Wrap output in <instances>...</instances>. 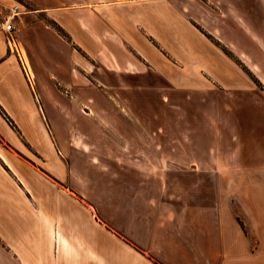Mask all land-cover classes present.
Here are the masks:
<instances>
[{"label": "crops", "instance_id": "crops-1", "mask_svg": "<svg viewBox=\"0 0 264 264\" xmlns=\"http://www.w3.org/2000/svg\"><path fill=\"white\" fill-rule=\"evenodd\" d=\"M18 2L0 0V18ZM23 2L12 37L37 86L0 30V264H264V0ZM57 73L108 100L94 111L79 97L87 115L128 121L96 143L107 196L52 151V113L70 104Z\"/></svg>", "mask_w": 264, "mask_h": 264}, {"label": "rangeland", "instance_id": "rangeland-1", "mask_svg": "<svg viewBox=\"0 0 264 264\" xmlns=\"http://www.w3.org/2000/svg\"><path fill=\"white\" fill-rule=\"evenodd\" d=\"M17 1L24 4L23 0H17ZM33 1L36 4H39L40 6H47V5H52L55 1H62V0H33ZM51 26H55V25L52 24ZM33 36L34 37L32 41L38 42V45H39V48H38L39 50L37 54L39 55V57H35V59L40 58L41 60H43V62H45V68L49 66L48 70H50L52 68L50 66L52 60H58V57L57 55H55V52H54V50L57 48L53 47L54 42L50 41L49 38L46 37L48 35L46 34L45 36L44 33L41 31V29L39 30L38 34L33 33ZM42 44H44V46H42ZM16 46L18 47L19 51L23 53L22 49L17 44ZM47 48H49L48 50L49 53L47 52ZM46 53L48 54L46 55ZM68 57L71 58V55H68V54L64 55V59L66 61H68ZM68 63L69 62H67V65ZM28 70H29L30 83H31V86L34 88L37 86L36 84L37 80L35 76L33 75L31 69L28 68ZM40 73H43V71L39 70L38 74ZM57 76L59 77L60 74L57 73ZM60 78L61 79H58L56 77L53 79L48 78L49 85L50 86L52 85V87L55 89L56 92L57 90L63 93L66 92L68 94V101H70V104L68 105L69 110L65 113L63 114L62 113L57 114L56 112L52 113L53 115H55V121L54 123L53 121H51L52 126L50 128V143L52 144V151L55 152L56 157H58V160L61 161V163H63V165L67 167L66 170L68 172V175H70L72 178H74L75 176L87 175V176L98 177L99 179H101L102 186L99 187V190L101 189L104 195L107 196L110 194V188L112 186L111 185V178H112L111 174L112 173H111L110 164H109L110 162L109 153L104 152V154L101 155L96 150V143L102 144L105 147L109 146L111 139L109 136L110 131H107V129L111 130V129L117 128V122H116L117 118H119V120L121 121V122L118 121V124L121 125V123H123L122 125L124 127H126V125L128 124V121L126 118L121 116V114L119 115V112L115 113L113 111L112 112L113 115H112V114H109V111L107 110H106V114H103L104 115L103 117L100 114L98 116L96 115L97 118H94L95 116L90 117L84 112V110L83 111L81 110V107H80L81 102H79V99H78L79 97L82 98L84 101H86L87 104L94 111L96 110L95 105L93 104L95 100L98 103V107H101L107 104L108 100L105 97H104L105 100H103L102 97L101 98L98 97L97 94L92 93L91 91L87 89H85V92L82 91L81 96L75 94L73 90H71V93H70V89L66 87V85L70 83L69 77L62 75L60 76ZM72 93H74L77 99H74V95ZM142 94H146V92H143ZM86 109L88 111L90 110L89 107H86ZM122 120L124 122H122ZM101 121H103L104 126H102V124L100 123ZM64 129L67 130V132L71 134L70 140L73 142L71 146L72 148L70 150H67L69 148H64V146H62V143L60 141V133L63 132ZM77 135H79V137H77ZM85 146H87L88 151L84 152L82 147H85ZM75 148L77 151L75 150ZM80 151L82 153L83 158H85L84 160L86 161L88 167H82L79 165V160L78 158H76V155L79 154L78 152ZM101 156L104 159V163L101 162L102 160ZM101 164H103L102 167H101ZM82 186H85V185L82 184ZM87 187H89V185H87ZM89 202L93 204H97L98 208H100L101 211L105 213L110 211L109 210L110 200H104V201L97 200L96 201L92 199V200H89ZM118 220L125 221V219L121 215L120 217H118Z\"/></svg>", "mask_w": 264, "mask_h": 264}, {"label": "built area", "instance_id": "built-area-1", "mask_svg": "<svg viewBox=\"0 0 264 264\" xmlns=\"http://www.w3.org/2000/svg\"><path fill=\"white\" fill-rule=\"evenodd\" d=\"M22 7H23L22 4L18 2L16 5H14L10 9V12L5 17L0 18V30L9 34L10 49H11V51H15L16 54L18 55V58L22 64V67H23L24 72L27 76V79L30 82L29 70H28L29 67H28L27 62L25 60L24 54L19 51V49L16 46L14 39L12 37V33L15 30L14 21L20 15Z\"/></svg>", "mask_w": 264, "mask_h": 264}, {"label": "trees", "instance_id": "trees-1", "mask_svg": "<svg viewBox=\"0 0 264 264\" xmlns=\"http://www.w3.org/2000/svg\"><path fill=\"white\" fill-rule=\"evenodd\" d=\"M53 25H55V26H52L54 29H56V31L65 39V40H67L68 42H71L70 41V38L68 37V35H66V33L64 32V30L60 27V26H58V25H56V24H53ZM0 112H1V114L3 115V116H6V113L0 108Z\"/></svg>", "mask_w": 264, "mask_h": 264}]
</instances>
